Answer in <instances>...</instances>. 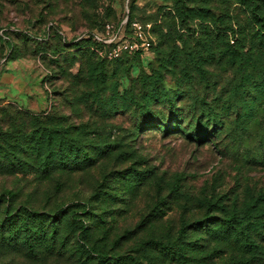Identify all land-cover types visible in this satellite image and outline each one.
Masks as SVG:
<instances>
[{
	"label": "rangeland",
	"instance_id": "rangeland-1",
	"mask_svg": "<svg viewBox=\"0 0 264 264\" xmlns=\"http://www.w3.org/2000/svg\"><path fill=\"white\" fill-rule=\"evenodd\" d=\"M244 1L0 0V264H264V21ZM135 23L148 50L111 58L95 40H135ZM164 91L180 131L146 127ZM211 111L222 132L189 137ZM67 137L79 156L60 161ZM22 207L45 215L22 213L32 251L1 231ZM234 212L260 251L223 229Z\"/></svg>",
	"mask_w": 264,
	"mask_h": 264
},
{
	"label": "trees",
	"instance_id": "trees-1",
	"mask_svg": "<svg viewBox=\"0 0 264 264\" xmlns=\"http://www.w3.org/2000/svg\"><path fill=\"white\" fill-rule=\"evenodd\" d=\"M243 1V0H241ZM245 5L247 7L250 8V11L252 12V14L254 15L253 17L255 18V20L257 21V23L259 24V20L264 21V16L260 13H258V2L257 0H245L244 1ZM260 16V17H259ZM252 43L254 45H256V48L260 49V47H262L264 49V29H260L259 30V25L258 28L256 29L255 33L252 34ZM243 63H247V62H242L241 61V65ZM91 64V63H89ZM92 66V65H91ZM93 68V66H92ZM92 74V80L95 78L96 75H98V78H100V72L95 73V69H93L91 72H89V75ZM105 79V78H104ZM262 82V87L259 89L260 93L262 94V104H263V124H264V78L261 80ZM155 92V91H153ZM152 92V94H153ZM157 93V92H156ZM158 95V94H157ZM161 95V94H160ZM256 97V96H255ZM157 99V98H155ZM158 99H163V102H165L164 104L166 105L167 110H158L156 113L155 112H149V113H143V117L144 121H146L147 124V128H154L157 127L159 124L156 123L157 122H164L165 121H172L173 119L176 120V124L173 126L175 128H171V127H167L165 128V133L171 132L173 130H179L180 128L177 127L181 124V118L179 119V117H182V113L179 111H176L177 109H174V103L171 101V94L167 91L162 92V95L158 98ZM259 100V98L257 99ZM114 103V102H113ZM116 108V105L113 106V109ZM125 109V108H124ZM250 111H256V106L255 104L250 106ZM248 113V112H247ZM205 120H203L201 117L199 118L198 122L191 126L193 127L194 130V134H192V136H189L191 138L194 137V135H197V137L202 138L203 135H205V137L203 138V141L206 140V138L209 137V139L211 138V136H214L215 133L217 132V135L220 134L222 131V125H223V121L219 115V113H217L216 111H211L210 113H205L204 115ZM204 122V123H203ZM159 128V127H158ZM187 132L189 133V127H187ZM56 131V130H55ZM58 131V130H57ZM46 132L48 133V139L47 142L51 145L52 149L54 142H56L55 140H53V133L54 130L53 129H49L46 130ZM60 132V131H59ZM66 133V132H63ZM69 132L67 131V134ZM189 135V134H187ZM76 142H78L79 144V140L74 139V138H68L65 141H60V148L64 147V149L62 150V155L60 156V161L64 160V157H62L63 155H65V145L67 147H69L68 149H70V151H72L74 155H78L79 156V147L76 148ZM24 211H28L29 213H27V216L32 217L33 220H40L43 221L45 220L44 218V213L39 214L38 212H34L32 210H29L25 207H22L21 210L17 211L15 214H13L12 212L9 211L8 208H6L4 210L5 212V219L2 221L1 223V231L2 233H5V231L8 232V236L7 239H9V241L17 243L20 242L21 245L25 246L26 249H28L29 251H32L34 249L33 243H32V229L30 228V224H29V219L28 217H25L22 215V213ZM246 215L249 213H245ZM214 217H210L207 216L205 218V220H203L202 222H199V224H197V227H201L203 229V226L205 227H209L208 229H211V227L215 226V224H218L217 222H211L209 220H212ZM21 223V226L18 227V225ZM210 223V224H209ZM222 224V227L224 230L226 231H232V230H237V229H241V227H243L242 230V234L241 231L239 232L238 236H236L234 239V243L242 245L246 248V249H250V251H252V253H254V250L260 251L259 249H261V246L258 244V236L259 234V224H256L255 222H253L252 220H249L248 218L242 216V214L240 212H234L232 214H230L228 216L227 219L225 220H220V222ZM44 224V223H43ZM214 230V229H213ZM43 233L45 234L46 232L43 231ZM242 235V236H241ZM263 237V236H262ZM263 239V238H261ZM109 264H116V262H110Z\"/></svg>",
	"mask_w": 264,
	"mask_h": 264
},
{
	"label": "built area",
	"instance_id": "built-area-1",
	"mask_svg": "<svg viewBox=\"0 0 264 264\" xmlns=\"http://www.w3.org/2000/svg\"><path fill=\"white\" fill-rule=\"evenodd\" d=\"M135 27V34H136V39L135 40H125L121 43L115 42V40L110 39L109 42L102 38L99 35L95 36V40L102 44L103 46L110 44V45H115L113 48V53H111V58H119L121 55L125 53H136L139 52L140 50H148L150 48V43L146 41L144 38V32H143V27L139 23L134 24ZM108 29H110L108 27Z\"/></svg>",
	"mask_w": 264,
	"mask_h": 264
}]
</instances>
